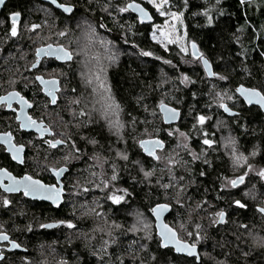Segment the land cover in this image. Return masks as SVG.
I'll return each instance as SVG.
<instances>
[{
	"label": "trees",
	"instance_id": "1",
	"mask_svg": "<svg viewBox=\"0 0 264 264\" xmlns=\"http://www.w3.org/2000/svg\"><path fill=\"white\" fill-rule=\"evenodd\" d=\"M66 1L75 5V13L69 19L82 14L91 18L103 35L129 51L109 70L108 75L111 94L120 105L122 136H117L110 130L108 121L96 114L101 113L99 106L96 111L91 108L92 101L93 104L97 102L92 96H84L89 86L84 88L85 77L73 68L74 57L68 66L70 84L67 99L51 108V121L58 127L60 138L67 140L71 136V140L52 149L37 150L36 166L59 165L68 150L73 151L78 158L63 164L70 169L66 181H81H78L74 199L70 197L66 185V199L59 209L27 200L5 206L6 227L17 228L13 236L27 249L14 264H59L62 259L68 264H120V260L124 264H140L141 260L145 264H216L217 261L264 264V248L253 246L249 236V231L264 236V215L257 209L258 205H264V194L260 192L261 198L253 203L241 197L239 192L220 188L222 177L230 173L226 156L219 146L220 132L211 127L217 119L226 118L229 129L239 140V147L244 152L257 147L260 164L264 166V112L257 106H246L235 93V103L224 102L239 113L230 117L217 101L218 92L227 89L234 93V87L241 83L250 87L264 85V55H261L264 52V0H245L243 5L240 0H187V7L184 0H171L172 9L184 13L188 39L196 41L200 52L210 59L215 72L228 76L226 81L208 77L202 63L198 58L194 60L191 54H181L172 45L165 49L153 44L149 37L151 24H140L129 10L121 13L116 7L111 8L109 0ZM143 4L152 11L157 21L151 7ZM105 5L107 10H104ZM205 9L212 17L211 24L207 23ZM101 24L105 26L101 27ZM98 52H103L101 47ZM142 52L153 55L146 56ZM169 60L171 64L166 63ZM181 73L191 77L192 82L181 84ZM76 99L79 104L69 103ZM161 99L181 110V119L177 124L163 123L156 107ZM145 106L148 111H145ZM81 109L86 115H79ZM153 111L157 113L155 117ZM37 115L47 117L46 109H38ZM197 115L210 118L200 126L196 123ZM177 128L187 134L186 140L179 133L168 134L169 130ZM204 133L217 143L213 146L202 144ZM150 136L160 137L166 143L165 148L158 151L159 156L169 150L179 154L176 164L169 165L142 152L136 140ZM93 140L96 143H91ZM72 141L80 149L78 153L71 149ZM122 143L127 160H120L117 156L116 150ZM185 144L187 147H184ZM191 152L200 158L193 160ZM113 166L117 174L115 181L111 180ZM141 167L152 171L153 175L145 177ZM93 170H96L95 179L99 184L102 185L103 180L109 181L104 190L94 189L89 184L94 181ZM201 172L205 175L201 176ZM163 184L171 186L165 189L161 187ZM181 184L184 185L183 190L180 189ZM113 188H128L130 194L120 204H113L107 199ZM234 195L247 207L241 209L232 205ZM177 198L182 201L181 204L176 203ZM163 202L172 206L166 218L171 226L177 211L181 213L182 220L188 218L190 221L189 218L194 216L198 219L201 235L207 236L198 243L201 261L176 255L170 248H160L154 229L151 240L141 232L129 231V220L135 217V213L143 212L151 216L150 208ZM198 203H201L199 208L196 207ZM220 209L226 211V221L211 224L209 212ZM97 211L101 214L96 215ZM57 220H70L74 227L69 228L67 224L51 229L39 227L42 223ZM117 224L120 227H116ZM193 224L189 222V229L193 228ZM241 224L247 225V228L240 227ZM192 231L195 233L197 230ZM194 239L195 236L189 242ZM111 240L116 242L109 243L105 250L104 242ZM144 244L146 249L141 248ZM203 250L210 253V257L201 253ZM153 255L156 260L151 259Z\"/></svg>",
	"mask_w": 264,
	"mask_h": 264
},
{
	"label": "snow or ice",
	"instance_id": "2",
	"mask_svg": "<svg viewBox=\"0 0 264 264\" xmlns=\"http://www.w3.org/2000/svg\"><path fill=\"white\" fill-rule=\"evenodd\" d=\"M4 0H0V4H3ZM147 3L151 5L156 12L162 16L167 17L164 20L163 25H157L153 24V32H152V38L157 43H159L162 47L167 49L168 44H177L180 48V51L183 53H188L189 48L188 44L191 46V55L195 59H199L200 62H202L204 71L206 75L217 77L219 80L226 81L228 80V76L224 75L219 72H215L212 70V64L210 63L209 59L206 58L204 53L200 52L198 45L195 40L186 41L187 33L185 32L183 35L179 34L176 27V22H179L180 25H183V11H172L173 5L171 4V0H147ZM241 5L245 3V0H240ZM51 4L56 5L58 9H61L64 13H73L75 5L71 3H59L58 0H51ZM184 6L187 7V0H184ZM107 5H105L104 10H107ZM117 9L119 12H127L129 9L136 12L138 14V19L141 23L144 21H150L153 19L152 15L149 13V11L143 7L141 4L136 3V0H131V2L120 6L117 5ZM204 14L207 16V23H212V17L208 14L207 9L204 10ZM11 26L9 29V33L11 37H16L18 35V22L21 19V12L19 11H12L9 13ZM172 21L170 24L169 21ZM0 23H3V21H0ZM79 26V25H78ZM101 27H104L105 25L101 24ZM41 25L37 23H31L30 25L25 24V28L28 31H34L38 28H40ZM240 29H238L239 31ZM94 32V29H92ZM157 32H159V35H157ZM60 36H65L66 31H60ZM238 39V38H237ZM101 43H106L105 41H101ZM143 55L151 56L153 53L151 52H142ZM75 55L74 51L71 50L68 47H65L63 44H44L40 47H37L35 49V62L31 64V68H36L38 64L41 63V58H54L57 61H71L73 59V56ZM261 55H264V52L261 53ZM109 60L114 61L115 56H109ZM166 63L171 64L172 62L166 61ZM62 76L65 75L63 72L60 73ZM95 79L97 80L99 87L101 89H104V94L101 96L102 108H101V115L105 118H107L110 111L113 109L119 110L120 105L115 101L114 97L110 94V88L101 80L99 75H96ZM181 84H188L191 83V77L188 75L181 73V76L179 78ZM35 81H38L40 85L43 87L39 89L38 91H43L46 93V96L49 98L47 103H50L52 105H56L58 101V93L61 92L60 82L55 77L52 76L49 79H45V76L43 74H39L35 76ZM92 78L89 77L87 83H91ZM27 87V85H25ZM215 87V85H213ZM75 92V89L72 90ZM93 91L95 92L96 89L94 88ZM235 93H238L240 97H243V103L247 105H258L259 109L264 110V85L261 86H252V87H246L244 84H239L235 88ZM38 94V93H35ZM195 95V93H193ZM217 97L219 98V107L223 108L225 112L233 113V109L230 108L227 104L223 103L225 99L227 100H236L237 97L234 95H229L228 90L225 89L223 94L218 92ZM15 100L19 105L20 108L18 110L19 114L16 116V119L21 121L20 127L21 128H35L36 131L40 134V136H43L45 133H51L52 129L51 127H47L44 124V120L40 119H34L27 111H25V107L31 108L33 106V102L26 99L25 96L21 95L18 91H12L9 92L6 96H0V103H3L8 108H12V101ZM47 103L44 104V107H47ZM70 104H79V100H71L69 101ZM159 109V112L162 114V118L165 122L168 121H174L177 119L179 115V109L170 107L163 99H161L156 106ZM71 110V109H70ZM145 111H148L147 107L145 106ZM75 112L73 111V115L75 116ZM235 115H238L239 113H234ZM80 116L86 115V113L83 111V109L79 112ZM152 115L155 117L157 113L155 111L152 112ZM210 117H206L205 115H197L196 117V123L203 125L206 119H209ZM63 118L61 117V120ZM109 125L111 126L113 124L112 120H108ZM219 123V122H218ZM117 125H119V121L117 120ZM119 127H122V125H119ZM119 127L117 128V131H119ZM195 127V124L193 125ZM159 130V129H157ZM145 132H147V129H145ZM174 132L179 133L180 137H183L185 140L188 138L187 134L184 132H181L178 128L174 130H169L168 134L171 136L174 134ZM63 135V133H61ZM12 133H0V141H3L7 145V151L12 153V159L13 160H19L23 162V159L21 157V153L24 151L25 145L24 144H16L12 142ZM67 140H71V136L67 138ZM67 140L65 139H53V140H45L44 143L49 144L50 147H57V145H64L67 143ZM140 148L143 149L145 153L148 154V156L152 157L155 160H160L161 157L157 154V149H162L164 147V141L159 139L158 137L150 136V138L147 139H140L137 141ZM230 144H235L234 138H230L228 141ZM31 143V141H29ZM91 143H96L94 140L91 141ZM214 143L211 139H203V144L211 146ZM184 147H187L185 144ZM71 149L74 150L75 153H78L80 149L76 146L75 141H72L71 143ZM255 152L250 153V155H255ZM190 155L192 156L193 160H197L200 157L195 153L191 152ZM117 156H122L124 160L128 159V156L126 153H120L117 152ZM78 158L77 156H74L73 151H69L68 154H66L63 159L64 161H69L70 159ZM232 158H233V165L234 166H246V170L243 171L241 175L236 176L235 178L230 177H222V183L220 184L221 189H236L238 185L244 184L245 177L249 175V171L253 170V165L250 163H247L248 157L245 156L243 153H237L235 147H233L232 150ZM98 159V157H97ZM206 164L208 163L207 160L204 161ZM134 163H139L138 161H134ZM177 161L173 160L171 158L168 159L169 165L176 164ZM49 170L57 177V183L53 184H46L42 180L34 179L32 175H29L28 173H25L23 176H14L11 172H9L7 169L0 168V188H3L6 192L12 193V192H20L23 191V195L25 197L31 196V197H39L48 201H51L53 205H59L61 200L63 199V193L65 191V188L63 184L59 183V178L63 171H65V168L62 167H50ZM141 171L143 172L145 177H149L153 175L152 171H145L143 167H141ZM171 171V169H169ZM95 175V174H94ZM201 176L205 175L204 172L200 173ZM258 177L260 180H264V168H260L257 172ZM7 178L9 183L4 184L3 179ZM117 179V174L115 171V166H113V173L111 176V180L115 181ZM180 179H183L181 177ZM102 183L105 187H108L109 181L103 180ZM159 183V182H158ZM171 185L169 184H163L161 187L167 189ZM255 185H253V188ZM184 185H180V189L183 190ZM87 190V189H85ZM129 189L128 188H113V191L108 194L107 199L111 201L113 204H120L122 201L125 200L126 196L129 195ZM244 196L252 195L253 198H255V193L250 192V190H245ZM177 204H181L182 201L178 198L176 199ZM203 203V201H201ZM201 203H198L196 205L197 208L201 206ZM11 204V200H9L7 197L3 198V205L8 206ZM232 205L238 206V208H246L247 205L243 203L240 199H232L231 201ZM171 208V204L169 203H157L153 207L150 208V212L156 217L157 220V236H158V246L160 248L169 249L170 246L176 253H184L187 254L189 257H194L196 261H201V255L198 252V243L204 239L207 238L206 235H201V232L199 231L201 229V225L199 223L195 224V228L197 231L195 233L187 231L185 229L184 224H180V228L184 229L186 232V235L191 238L195 236V239L192 242H189V240L184 239L180 237L178 232L175 228L170 227L168 224L164 223L161 220L162 215L169 211ZM257 209L259 213L264 215V207L257 206ZM91 211L95 212V209H92ZM96 215H100V213H96ZM210 215L213 217V219L210 221L211 224L215 225L218 223H222L226 221L227 213L224 209H220L216 212L210 213ZM141 220H143V216L141 214ZM115 224V222H113ZM67 224L69 228H73V223L68 220H57L54 223H46V224H40V228H52L55 225H64ZM116 227H120V225H115ZM3 225H0V228H2ZM240 227L247 228V225L241 224ZM149 228L148 223H144L143 229L145 238L148 240H151L153 237L147 229ZM136 225L134 224L132 228L129 229V231H136ZM249 236L252 238L253 246L264 248V237H259L257 239L256 236H254L249 231ZM88 237H86L87 239ZM239 239V237H237ZM0 241L7 242V245H10L11 248L19 249L21 248V244L17 243L16 240L10 239L9 235L4 232L0 231ZM115 240L111 241H105L104 242V249H107V246L109 243H115ZM142 249H146L147 245H141ZM105 255H107V252L105 251ZM205 256H209L210 254L205 252ZM243 255L247 256L248 253H243ZM3 256V253L0 252V257ZM118 260H120V257H117ZM136 257H133V261H135ZM152 260H156V256L153 255L151 257ZM59 264H68L66 260H61ZM120 264H124L123 260H120ZM140 264H145L144 260L140 261ZM216 264H226V261H217Z\"/></svg>",
	"mask_w": 264,
	"mask_h": 264
},
{
	"label": "flooded vegetation",
	"instance_id": "3",
	"mask_svg": "<svg viewBox=\"0 0 264 264\" xmlns=\"http://www.w3.org/2000/svg\"><path fill=\"white\" fill-rule=\"evenodd\" d=\"M58 1L60 3H67L66 0ZM12 11L21 12V19L18 22V35L16 37H11L9 33L11 26L9 13ZM74 13L75 11L72 15H68L62 10L54 7L51 3L42 0H4V3L0 4V21H3V23H0V96H6L12 91L20 92L26 99L33 102L31 108L25 107L28 109L29 115L37 120L43 119L45 125L52 129L50 134L45 133L43 136H40L37 132L25 130L20 127V122L16 119L20 105L15 100L12 101V108H8L3 103H0V133L11 132L13 143L25 145L24 161L23 163H17L7 151V145L3 141H0V168L7 169L14 176L19 177L28 173L32 175L33 178L40 179L47 184L56 182L55 177L49 170V168L53 166L49 164L43 165V173L40 174L35 172L34 166L36 165L37 150H48L53 148L50 147L49 144L44 143V141L61 139L58 127L54 126L51 121V108L59 106V103H63L67 99V91L70 84L68 66L74 61L75 55L70 62H60L54 58L42 57L41 63L38 64L36 68H31V64L35 62V49L37 47L44 44L57 43L68 47L66 45L69 29L68 22L70 20L69 17L73 16ZM31 23H37L41 25V27L34 31L26 30L25 24L30 25ZM60 31H66V35L60 36ZM61 72L65 75L62 76L60 74ZM39 74H43L45 79L55 76L59 80L61 92L58 93L56 105L47 103L49 98L46 96V93L38 91L43 87L38 81H35V76ZM25 85H27V87H25ZM45 103H47L46 108L44 107ZM38 109H46L47 117L38 116ZM29 141H31V143H29ZM30 159H32V165H28ZM68 172L63 178L66 191L65 199L67 194L66 175ZM3 183L7 184L8 181L5 180ZM4 197L11 200V206L15 204L12 202L16 201L17 203H23L27 200L31 201L33 204L41 203L46 204L49 208H53L46 202L25 197L23 192L7 193L3 188H0V225H3L0 231L6 232L10 239H14L18 243H20V241L13 236L15 232L18 231L17 228L6 227V218L4 214L5 206L3 205ZM9 247L10 245H7V242L0 241V252L3 253V257H0V264H14L22 253L27 252L18 250L12 251L8 249Z\"/></svg>",
	"mask_w": 264,
	"mask_h": 264
},
{
	"label": "rangeland",
	"instance_id": "4",
	"mask_svg": "<svg viewBox=\"0 0 264 264\" xmlns=\"http://www.w3.org/2000/svg\"><path fill=\"white\" fill-rule=\"evenodd\" d=\"M129 1H131V0H109L111 8L116 7V9H117V5L123 6V5L127 4V2H129ZM139 1L147 4L154 11L156 18H157V21H155L153 24L163 25L164 20L167 17L160 16L156 12V10L151 5H149L147 3V0H139ZM171 10L177 11L175 9H171ZM182 19H183V17H182ZM68 23H69V29H68V37H67L66 45L68 46V48L73 50L75 53V61L73 63L74 64L73 68L75 69V71L79 75H81V77L82 76L85 77L84 88H85V86H89V90L86 89L84 96L86 95V98H88V96H92L95 100L94 102H97V103L93 104V101H92V104H90L91 108H94V110L96 111L95 108H97V106H99V112H101L102 103H103V101L101 100V96L104 94V89H101L99 87V84H98L97 80L95 79V77H96V75H99L101 80L108 86V88H110V82L108 79L109 70L119 62V60L124 56V54L128 55L129 51L122 48L121 44L115 43L111 38H109L106 35H103L100 32L99 26L94 21H92L91 18H88L83 14L78 15V16L70 19ZM169 23L171 24L172 21L170 20ZM153 24L150 25L149 37L152 40L153 44H155L161 48H164L159 43H157L155 40H153V38H152V32H153L152 25ZM176 27H177V31L179 34L183 35L186 32L184 21H183V25H180L179 22H176ZM92 29H94V32L92 31ZM157 35H159V32H157ZM102 40L105 41L106 43H101ZM186 41H191L188 39V36H186ZM169 45L176 47V49L181 54H184V55L191 54L190 44H188V48H189L188 53L181 52L180 48L177 44H174V43L168 44L167 47ZM99 47L102 48V50H103L102 53L98 52ZM113 55L115 56V60L114 61L109 60L108 57L113 56ZM89 77L92 78L91 83H87ZM94 88L96 89L95 92L93 91ZM223 92L224 91H222L221 93L223 94ZM110 94H111V89H110ZM228 94L234 95V96L236 95L235 92L233 93L230 91H228ZM111 96H112V94H111ZM217 101L219 103L218 97H217ZM235 101L236 100L233 101V100L225 99L223 101V103L224 102L235 103ZM96 114H99L100 117L106 119L107 121L112 120L113 124L109 127L110 130L112 129L113 132L117 133V136H120V137L122 136V134H120V133L123 130V123L121 121L120 109L119 110L113 109L112 111H110L107 118L103 117L100 113H96ZM94 116H96V115H94ZM117 120L119 121V125H122V127H119V125H117ZM207 120L208 119L205 120L203 125H205ZM216 121L217 122L214 121L215 123L212 124L211 127L215 128L218 132H220L219 134L221 136V139L219 141V143H220L219 146H220L221 150H223V153L226 156V160H227L226 162L228 164V169H229V173H230V175L227 174L224 177L235 178L236 176L241 175L243 173V171L246 170L245 165H242L239 167L233 165V158H232L233 147H235L238 154L243 153L245 156H247L248 157L247 163H250L253 165V170L249 171V175L247 177H245L244 184L238 185L236 189H225V190H228V191L234 190V192H239L241 194V197H245V199H247L248 202L256 203L262 196V193H260V192H263V194H264V180H260V178L257 175V172L259 171V169L264 168V166L262 164H260V159H259L260 152L258 151L257 147L252 148L248 152H244L239 147V143H238L239 140L237 139L235 134L231 131V129H229V126H228L229 124L227 122V119L226 118H219ZM203 125H200V126H203ZM118 127H119V131H117ZM203 135L205 136L204 138L202 136L203 139L209 138V137H206V135H207L206 133H204ZM230 138H234V140H235L234 145L227 142ZM140 139H143V138L142 137L138 138L136 140V142ZM203 139H201L202 144H203ZM211 140L214 141V143H213L214 145L217 143V141H215L214 139H211ZM213 144L211 146H213ZM123 145L124 144L122 143V146H119V149H117L116 152L125 153ZM137 145H138V142H137ZM252 152H255L256 154L254 156L250 155V153H252ZM68 153H69V150H68ZM126 154H127V152H126ZM128 155H129V153H128ZM178 155L179 154H173L171 150L160 153V157H161L162 161H164V162H168L169 158L175 160L176 158H178ZM118 158L120 160L123 159L122 156H118ZM62 161H63V163H61L59 165L67 164L68 162L72 161V159H70L68 162L64 161V160H62ZM30 164L32 165V159H30V163L28 165H30ZM56 165L57 164H51V166H56ZM59 165H57V166H59ZM42 166H39V167H37L36 165L34 166L35 172L37 174L43 173ZM47 166H49V165H47ZM95 172H96V170H93L92 178L94 179V181H90V183L89 182H87V183L92 184L94 189L99 188L101 190L102 189L104 190V187H105L104 184L103 183H102V185L99 184V181L97 182V180L95 179V178H97ZM97 174H99V173H97ZM78 181H81V180L68 179L66 181V185L69 187L68 190L70 192V197L73 199L76 196L75 192H76V188L78 186ZM253 185H255L254 188H253ZM246 189L250 190V192H252V193H255V198H253L252 195L244 196L243 194H244ZM105 191H106V188H105ZM236 196L234 195L233 199H238V198H236ZM167 202H169V201H167ZM12 203H17V202L15 201ZM93 204L95 205L96 202H93ZM8 206H11V204ZM260 206H264V205L262 204ZM87 212H88V210H87ZM97 213H99V211H97ZM209 213H213V212L210 211ZM100 214H101V212H100ZM141 214L143 216V220H141ZM174 214H175L174 215L175 220H174L173 226L177 230L180 237L190 241V239L192 237L189 238L186 235L185 230L180 228V224H184L185 229L187 231L191 230V232H193L192 230H197L195 228V224L198 223V219L194 216V218H192V217L189 218L190 221L187 220L188 218L186 220H182V219H180V216H181L180 212L177 211ZM212 219H213V217H212ZM188 221L191 223H194L192 229H189V225H188L189 222ZM144 223L149 224V228L147 229V231H149L150 233H151L152 229L155 230V221H154L153 217L148 216L143 212L135 213V217H133L132 220H129V225H130L129 229L132 228V226L135 224L137 230L133 231V232L138 233V234H140V232H141L144 234V231H145L143 229ZM253 235L256 236L257 239L259 237H264L263 234H260V236H257L255 234H253ZM205 252H206L205 250L201 251V253H203V254ZM208 257H210V255Z\"/></svg>",
	"mask_w": 264,
	"mask_h": 264
},
{
	"label": "water",
	"instance_id": "5",
	"mask_svg": "<svg viewBox=\"0 0 264 264\" xmlns=\"http://www.w3.org/2000/svg\"><path fill=\"white\" fill-rule=\"evenodd\" d=\"M42 1H44V2H48V3H51V0H42ZM59 2V1H58ZM129 2H131V1H129ZM128 2V3H129ZM60 3V2H59ZM136 3H139V4H141L143 7H145L148 11H149V13L152 15V17H153V19L152 20H150V21H144L143 23H141L140 21H139V19H138V21H139V23L140 24H143V25H149V24H153L154 22H155V16H154V14L152 13V11L150 10V9H148L143 3H141V2H139V1H137L136 0ZM53 5V4H52ZM54 7H56V5H53ZM57 8V7H56ZM61 10V9H60ZM74 10H75V8H74ZM129 11L130 12H132L134 15H136V17L138 18V14L136 13V12H134V11H132L131 9H129ZM74 12V11H73ZM66 14H68V15H72V13H66ZM199 48V47H198ZM190 52H191V46H190ZM206 58H208L207 56H206ZM209 59V58H208ZM73 60V59H72ZM71 60V61H72ZM209 61H210V59H209ZM60 62H65V61H60ZM68 62H70V61H68ZM202 63V62H201ZM210 63H211V61H210ZM212 64V63H211ZM203 65V64H202ZM212 70H213V66H212ZM214 71V70H213ZM208 77H210V78H214L213 76H208ZM238 86V85H237ZM237 86H235L234 87V91H235V88L237 87ZM246 86V85H245ZM246 87H250V86H246ZM238 96H239V94L238 93H236ZM240 97V96H239ZM240 98H242V100H243V97H240ZM166 103V102H165ZM170 107H174V108H177V107H175V106H173V105H171V104H169V103H167ZM225 104H227V103H225ZM228 105V104H227ZM246 106H248V107H251V106H257V107H259L258 105H247V104H245ZM229 106V105H228ZM230 107V106H229ZM230 108H232V107H230ZM177 109H179V108H177ZM233 109V108H232ZM222 110H223V112L227 115V116H230V117H234V116H236L234 113H238V111L237 110H235V109H233V113H229V112H225L224 111V109L222 108ZM25 111H27L28 112V109L27 108H25ZM263 112H264V110H262ZM18 114H19V112H18ZM161 114V113H160ZM181 114H182V112H181V110L179 109V115H178V117H177V119L176 120H174V121H168V122H165L164 120H163V118H162V120H163V123L165 124V125H175V124H177L179 121H180V119H181ZM161 116H162V114H161ZM19 121V120H18ZM20 123H21V121H19ZM45 124V123H44ZM46 126V125H45ZM23 129H25V130H27V131H34V132H37L36 131V129L35 128H23ZM38 133V132H37ZM159 139H161V140H163L162 138H160V137H158ZM144 139H147V138H144ZM164 141V140H163ZM165 146H166V143H165V141H164V147L162 148V149H157L156 151H157V154H158V151H161V150H163L164 148H165ZM9 152V151H8ZM142 152L145 154V155H147L148 156V154L147 153H145L144 151H143V149H142ZM10 154H11V156H12V153L11 152H9ZM24 153H25V149H24V151L21 153V157H22V159H23V161H24ZM15 162H17V163H23V162H21V161H19V160H14ZM62 167V166H61ZM64 168H65V171H63L62 172V174H61V176H60V178H59V183L60 184H63V186H64V182H63V178H64V176H65V174L69 171V167L68 166H63ZM53 174V173H52ZM53 176L55 177V179H56V182L55 183H57V177L53 174ZM34 179H37V178H34ZM8 181L7 180V178H4L3 179V181ZM40 180V179H39ZM8 183H9V181H8ZM45 183V182H44ZM47 184V183H46ZM4 190V189H3ZM5 191V190H4ZM6 192V191H5ZM20 192H23L22 190L20 191ZM65 192L66 191H64V193H63V199L61 200V202H60V204L59 205H53L52 203H51V201H48V200H45V199H42V198H39V197H31V196H28V198H30V199H33V200H38V201H41V202H46V203H48V204H50L53 208H55V209H58V208H60L62 205H63V203H64V201H65ZM7 193H9V192H7ZM12 193H19V192H12ZM163 203H166V202H163ZM263 203H264V200H263ZM261 207H264V206H261ZM172 210V206H171V208L169 209V211H167V212H165L163 215H162V217H161V220L164 222V223H166V224H168L170 227H173V226H171L168 222H167V220H166V218H167V216H168V214L170 213V211ZM150 212V211H149ZM150 214H151V216L153 217V219H154V221H155V230H156V233H157V220H156V217L150 212ZM49 223H54V222H49ZM58 225H55L54 227H52V228H55V227H57ZM174 228V227H173ZM48 229H51V228H48ZM177 231V230H176ZM18 243V242H17ZM198 247V246H197ZM9 250H12V251H15V250H18V251H23V252H26L27 251V249L25 248V247H23V246H21V248H19V249H14V248H11V247H9L8 248ZM164 249V248H163ZM170 249H172L171 248V246H170ZM173 250V252L176 254V255H180V256H185V257H188V258H194V257H189V256H187V254H184V253H176L175 251H174V249H172ZM198 252L200 253V251H199V247H198ZM3 257V256H2ZM1 257V258H2ZM197 262H199V261H197Z\"/></svg>",
	"mask_w": 264,
	"mask_h": 264
}]
</instances>
